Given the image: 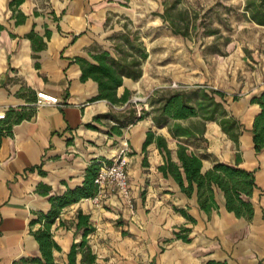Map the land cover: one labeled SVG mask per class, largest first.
<instances>
[{"label":"crops","instance_id":"obj_1","mask_svg":"<svg viewBox=\"0 0 264 264\" xmlns=\"http://www.w3.org/2000/svg\"><path fill=\"white\" fill-rule=\"evenodd\" d=\"M11 1L0 0V113L15 110L30 117L15 124L11 134L5 130V120H0V264L41 257L34 233L43 224L32 222L51 210L49 196L82 186L87 167L94 160L112 164L125 143L133 209L119 193L97 196V202L96 197L83 199L65 208L51 227L53 240L61 247L53 253L57 264H69L71 247L81 238L76 234L80 211L90 215L96 229L88 240L97 264H264V151L257 153L254 148L252 129L260 108L251 103L264 92V62L253 91L237 100L235 96L231 101L225 98L230 115L242 126L239 151L211 121L206 123V141L192 146L203 156V172L216 163L235 165L237 154L241 155L240 167L255 174L254 216L247 220L227 211L219 189L215 190L219 208L207 214L196 195L188 198L172 177L159 171L165 160L156 144L143 151L147 134L153 131L167 139L173 160L178 162L177 141L168 129L155 126L151 113L123 127L120 135L113 133L112 127L132 111L141 114L138 105L92 101L99 94L98 84L92 79L82 81L81 67L73 61L77 57L91 60L94 52L89 51L95 47L111 51L112 33L107 25L111 16L121 13V7L109 0H51L52 14L37 15L41 10L26 0L19 11L27 19L18 25ZM33 28L46 43L38 53L27 38ZM46 30L51 31L50 39L45 37ZM143 77L140 81L124 78L117 96L126 89L142 92ZM23 87L56 96L62 105L37 106L18 96ZM40 184L51 188L49 196L38 191ZM176 208L186 209L196 223ZM182 227L192 230L191 242L177 239ZM81 261L79 253L76 263Z\"/></svg>","mask_w":264,"mask_h":264},{"label":"trees","instance_id":"obj_2","mask_svg":"<svg viewBox=\"0 0 264 264\" xmlns=\"http://www.w3.org/2000/svg\"><path fill=\"white\" fill-rule=\"evenodd\" d=\"M26 0H12L10 7L17 12L19 19L17 24L25 23L26 16L19 11V7ZM245 10L250 19L258 25L264 26V0H246ZM164 20L165 17L160 15ZM173 31L177 35L188 37L185 26L184 30H179L175 24L172 25ZM1 29V27H0ZM45 37L50 39L51 31L46 30ZM31 40L32 48L35 53L41 52L46 48L44 37L39 36L34 28L27 35ZM114 55L110 50L95 47L90 53L91 60L77 57L73 61L81 67L82 81L92 79L98 84L99 94L92 101L107 100L113 105L134 106L131 102L133 93L125 90L121 97L117 96L118 89L123 86L124 78L138 81L143 75L142 65L148 59V53L143 47L137 48L135 40L139 39L132 33L126 32L116 39ZM139 49V50H138ZM35 58L38 55L35 54ZM37 67L39 64L37 63ZM25 92L30 94L27 97ZM34 95V96H33ZM18 96L31 102H37V94L26 87L18 93ZM218 98L221 101H218ZM226 94L222 91L197 86L187 90L173 92H163L160 96H153L149 101L151 111L143 110L141 114L131 112L129 118L124 122H118L112 127L111 131L120 135L121 129L128 125H133L144 120L152 113V119L157 127H166L171 137L177 141V159L175 162L172 157V150L168 147V141L163 136H156L153 131H149L145 140L143 151L151 144H156L158 150L164 156V164L159 167V171L166 177H172L179 185L181 192L188 198L197 196L199 207L207 214L217 210L218 204L215 199V190L223 192L226 200L227 211L234 213L238 218L251 220L254 216V207L251 201L256 189L254 172L247 171L240 167L241 155L237 154L236 164L216 163L212 169L203 172V156L197 154L192 146L206 141V123L216 122L229 138L236 144L239 151V139L242 134L240 122L232 117L226 107ZM234 100H237L235 96ZM252 104H257L260 108L259 114L253 123V143L257 153L264 151V92L255 96L251 100ZM22 112L10 110L6 114L5 130L8 134L12 133L13 126L29 118ZM94 128V126L89 125ZM1 140V135H0ZM111 163L110 161H105ZM104 162L94 160L85 171V179L82 186L68 189L62 195H50V187L40 184L38 191L49 196L51 210L44 214L41 213L32 225L42 223L43 228L37 230L34 235L39 243L41 257H25L15 264H57L53 253L55 250L61 251V247L53 240L51 227L60 217L62 211L80 202L83 199H91L98 196L99 189L95 184L100 168ZM147 165V162H144ZM42 174H45L41 170ZM176 211L195 224L196 220L189 215L186 209L176 208ZM62 225V224H61ZM96 231L91 223L90 215L79 212L77 215L76 234H80V240L73 243L68 255L69 264H77V255L82 254L81 264H97V256L89 244L88 237ZM190 228L182 227L176 233L177 239L184 242H191ZM210 264H220L210 262Z\"/></svg>","mask_w":264,"mask_h":264},{"label":"rangeland","instance_id":"obj_3","mask_svg":"<svg viewBox=\"0 0 264 264\" xmlns=\"http://www.w3.org/2000/svg\"><path fill=\"white\" fill-rule=\"evenodd\" d=\"M109 1L121 7L107 25L111 51L127 30L139 39L137 48L148 52L142 65L144 90L131 99L138 112H150L149 101L163 92L206 85L224 92L231 101L257 86L258 73L263 72L264 28L250 19L246 0ZM31 2L41 10L35 14H52L51 0ZM173 24L179 30L188 25V37L175 34Z\"/></svg>","mask_w":264,"mask_h":264},{"label":"built area","instance_id":"obj_4","mask_svg":"<svg viewBox=\"0 0 264 264\" xmlns=\"http://www.w3.org/2000/svg\"><path fill=\"white\" fill-rule=\"evenodd\" d=\"M133 102H136L134 99ZM62 105L61 100L56 97L45 93L37 94V106L44 105ZM128 105V104H126ZM6 114L0 113V120L5 119ZM127 152L128 144L125 143L121 149L118 158L112 163L107 164L103 163L97 178L95 179V184L98 186L99 193L98 196L105 195L111 191H118V193L127 201L130 208L134 207L131 188L128 182V172H127ZM98 201V198H95V202Z\"/></svg>","mask_w":264,"mask_h":264}]
</instances>
